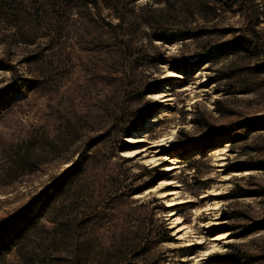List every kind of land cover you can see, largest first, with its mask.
Wrapping results in <instances>:
<instances>
[{
  "label": "rangeland",
  "instance_id": "374dc122",
  "mask_svg": "<svg viewBox=\"0 0 264 264\" xmlns=\"http://www.w3.org/2000/svg\"><path fill=\"white\" fill-rule=\"evenodd\" d=\"M3 251L264 264V0H0Z\"/></svg>",
  "mask_w": 264,
  "mask_h": 264
},
{
  "label": "bare ground",
  "instance_id": "6f19581e",
  "mask_svg": "<svg viewBox=\"0 0 264 264\" xmlns=\"http://www.w3.org/2000/svg\"><path fill=\"white\" fill-rule=\"evenodd\" d=\"M131 138H132V137H130V139H131ZM133 140H138V138L136 137V138L133 139ZM141 149L143 150L144 148H141ZM133 152H134V151H132V150H127V151H126V153L129 154V155H133V154L135 155V154H137L138 151L136 152V150H135V152H134V153H133ZM175 200H176V199H175ZM174 202H176V201H171L170 203L173 204ZM171 214H177V212H175V209H172ZM175 219H176V222H177V223H179V222L181 221V218L178 217V216H177ZM184 228H185V226H184L183 224L180 225V226L178 225V227H177V232H178V233L181 232ZM190 264H191V263H190Z\"/></svg>",
  "mask_w": 264,
  "mask_h": 264
},
{
  "label": "trees",
  "instance_id": "16d2710c",
  "mask_svg": "<svg viewBox=\"0 0 264 264\" xmlns=\"http://www.w3.org/2000/svg\"><path fill=\"white\" fill-rule=\"evenodd\" d=\"M87 1L91 2L92 0H87ZM245 191L246 190L241 189L236 195H242V193H244ZM3 255H4V251H3V254L0 257L3 258ZM0 261H1V259H0ZM5 263H7V262H5V260H3V263H0V264H5Z\"/></svg>",
  "mask_w": 264,
  "mask_h": 264
}]
</instances>
